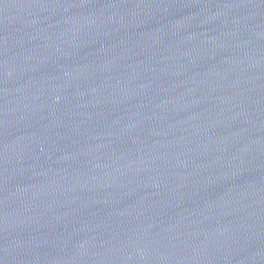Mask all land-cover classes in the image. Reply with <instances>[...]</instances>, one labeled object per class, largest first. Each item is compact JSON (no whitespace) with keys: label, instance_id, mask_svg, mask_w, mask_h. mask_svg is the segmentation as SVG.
<instances>
[{"label":"water","instance_id":"95a60500","mask_svg":"<svg viewBox=\"0 0 264 264\" xmlns=\"http://www.w3.org/2000/svg\"><path fill=\"white\" fill-rule=\"evenodd\" d=\"M0 264H264V0H0Z\"/></svg>","mask_w":264,"mask_h":264}]
</instances>
